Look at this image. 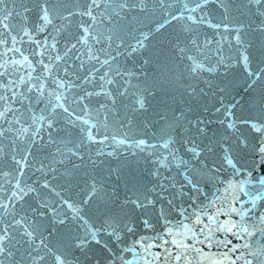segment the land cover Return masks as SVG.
I'll return each mask as SVG.
<instances>
[{
  "label": "snow or ice",
  "instance_id": "snow-or-ice-1",
  "mask_svg": "<svg viewBox=\"0 0 264 264\" xmlns=\"http://www.w3.org/2000/svg\"><path fill=\"white\" fill-rule=\"evenodd\" d=\"M0 264H264V0H0Z\"/></svg>",
  "mask_w": 264,
  "mask_h": 264
}]
</instances>
